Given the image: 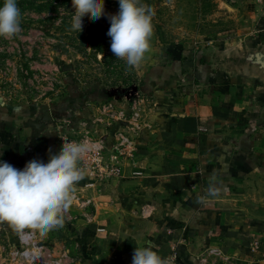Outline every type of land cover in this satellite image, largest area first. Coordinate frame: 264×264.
<instances>
[{
	"label": "crops",
	"instance_id": "obj_1",
	"mask_svg": "<svg viewBox=\"0 0 264 264\" xmlns=\"http://www.w3.org/2000/svg\"><path fill=\"white\" fill-rule=\"evenodd\" d=\"M224 3L238 22L230 37L170 47L141 75L146 103L133 132L76 97L49 105L41 124L39 113L0 121L12 134H0V152L13 148L20 168L62 149L54 126L66 118L92 120L88 133L106 146L130 134L132 156L113 162L120 175L93 185L77 264H132L149 244L167 264L174 254L170 264H264L248 252L252 238L264 241V0ZM30 137L36 145L22 155Z\"/></svg>",
	"mask_w": 264,
	"mask_h": 264
},
{
	"label": "rangeland",
	"instance_id": "obj_2",
	"mask_svg": "<svg viewBox=\"0 0 264 264\" xmlns=\"http://www.w3.org/2000/svg\"><path fill=\"white\" fill-rule=\"evenodd\" d=\"M106 2L109 13L97 20L89 12L83 28L75 15V0H17L21 31L11 38L0 37V121L27 119L39 113L41 124L49 105L57 108L65 99L76 97L99 120H115L112 115H116V120L127 122L133 132L131 129L141 120L134 122L133 115L142 114L146 103L141 75L149 74L170 47L225 40L238 24L224 0H140L154 12L153 30L143 59L129 66L112 53L111 37L107 35L110 16L119 12L118 0ZM85 121L84 125L81 120L75 124L70 117L56 123L54 131L61 136L62 147L70 141H90L92 154L101 159V166L117 160V145L106 146L96 140L88 133L92 120ZM7 128L4 123L0 134L12 135ZM128 138L124 142L129 143ZM36 141V137H30L22 155L33 151ZM3 147L2 151L10 153L0 152V160L16 167L18 154L7 145ZM83 172L87 174L89 169ZM104 180L89 185L82 178L73 186L75 198L62 213L63 223L57 228L46 231L42 226L23 227L0 219V264L80 262L82 239L91 229L89 223L96 212L94 202L99 190L95 186L106 184ZM26 251L31 258L21 257Z\"/></svg>",
	"mask_w": 264,
	"mask_h": 264
},
{
	"label": "clouds",
	"instance_id": "obj_3",
	"mask_svg": "<svg viewBox=\"0 0 264 264\" xmlns=\"http://www.w3.org/2000/svg\"><path fill=\"white\" fill-rule=\"evenodd\" d=\"M119 12L110 16L111 51L129 66H135L149 49L152 35L151 7L140 0H118ZM79 26L85 27L89 12L99 20L105 15V0H75ZM17 0L0 4V37L11 38L21 31ZM89 146L84 142L64 143L52 159L36 157L26 166L15 167L0 160V219L46 231L63 223L62 213L72 204L73 186L83 178L79 162ZM132 264H167L154 246L136 247Z\"/></svg>",
	"mask_w": 264,
	"mask_h": 264
},
{
	"label": "built area",
	"instance_id": "obj_4",
	"mask_svg": "<svg viewBox=\"0 0 264 264\" xmlns=\"http://www.w3.org/2000/svg\"><path fill=\"white\" fill-rule=\"evenodd\" d=\"M262 14L264 15V5L262 7ZM133 121L137 122L140 119V116L138 113H135L133 115ZM139 122V121H138ZM138 122L134 125L135 127H138ZM70 142H77V141H70ZM84 142L89 146V150L84 154L82 159L79 162V167L82 169V171L89 169V172L87 174H83V181L86 182L89 185L96 184L98 181L103 180V179H109L112 177H117L120 175V168L116 165L113 164V161L104 167L101 166V159L97 157L95 153L92 154V151L90 149V141H80ZM67 143V142H66ZM116 153L117 158L119 156H127L131 157L132 156V147L131 143L127 142H120L116 146ZM84 173V172H83ZM31 240V238H29ZM249 256L252 257L253 261L255 262V257L256 255H260L261 258L264 260V241L261 236H257L251 239L250 245H249ZM21 257L24 259H29L32 257V254L29 251L23 252L21 254ZM177 255L174 254L168 263H172L173 260H176Z\"/></svg>",
	"mask_w": 264,
	"mask_h": 264
},
{
	"label": "trees",
	"instance_id": "obj_5",
	"mask_svg": "<svg viewBox=\"0 0 264 264\" xmlns=\"http://www.w3.org/2000/svg\"><path fill=\"white\" fill-rule=\"evenodd\" d=\"M109 6H108V3L106 2V4H105V14H107V13H109V11H110V8H108ZM91 16L92 17H94L93 15H92V13H91ZM95 18V17H94ZM100 19H103V17H101ZM92 44V43H91ZM92 45H94V44H92Z\"/></svg>",
	"mask_w": 264,
	"mask_h": 264
},
{
	"label": "water",
	"instance_id": "obj_6",
	"mask_svg": "<svg viewBox=\"0 0 264 264\" xmlns=\"http://www.w3.org/2000/svg\"><path fill=\"white\" fill-rule=\"evenodd\" d=\"M48 120H50L49 114H48V112H45L44 121H48Z\"/></svg>",
	"mask_w": 264,
	"mask_h": 264
}]
</instances>
